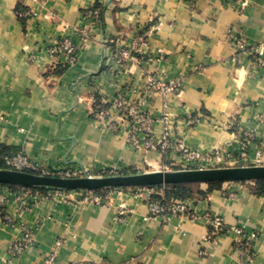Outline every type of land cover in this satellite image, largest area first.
Wrapping results in <instances>:
<instances>
[{"label":"crops","instance_id":"obj_1","mask_svg":"<svg viewBox=\"0 0 264 264\" xmlns=\"http://www.w3.org/2000/svg\"><path fill=\"white\" fill-rule=\"evenodd\" d=\"M97 6L98 21L84 17ZM154 24L140 49L144 59L122 71L112 50L130 46ZM75 29L87 31L85 43ZM235 36L250 45L264 42V0H0V146L40 169L126 171L151 160L176 161L174 152L134 150L123 133L89 118L100 96L133 101L149 78L174 79L181 93L166 98L177 141L202 157L264 165V69L238 52ZM64 37L79 49L71 64L46 52ZM54 65L64 71L54 73ZM148 97L143 109L157 119L160 137L162 99ZM188 116L200 121L189 126ZM33 190L26 206L10 197L0 214V264H43L53 252L56 264H239L234 235L212 242L203 220L150 218L144 199L130 191H110L106 203L96 205L79 191L46 196L39 190V198ZM193 190L187 200L195 210L258 232L254 264H264V194L256 193V182ZM119 206L122 221L116 220ZM23 226L33 231L35 245L12 259L9 249Z\"/></svg>","mask_w":264,"mask_h":264},{"label":"built area","instance_id":"obj_2","mask_svg":"<svg viewBox=\"0 0 264 264\" xmlns=\"http://www.w3.org/2000/svg\"><path fill=\"white\" fill-rule=\"evenodd\" d=\"M241 6H245L242 1ZM52 18V15L48 16ZM84 17L96 22L100 17V9L93 7L84 12ZM157 26H146L132 41L129 49L115 50L112 54L117 64H121L127 59L136 61L137 59H144L143 56L138 57L131 55L133 53H141V47L146 45L147 40L153 35L154 29ZM74 32L78 35L81 43L88 40V33L84 29H75ZM233 43L238 49L239 53L248 55L252 63L259 69H264V42L257 45H250L240 37H233ZM78 47L75 46L67 37L56 40L50 44L46 52L50 57H57L65 55L68 63H74L78 55ZM33 58V57H32ZM56 65H54L55 67ZM53 67V68H54ZM182 83L180 80H166L161 81L155 78H149L139 95L135 100L128 101L122 94L112 96H100L99 99L94 100V106L89 109L90 116L104 125L108 131L121 132L125 136L126 143L137 151H164L172 142V134L169 129V113L167 112V96L180 95ZM149 95H157L162 99V112L158 120L163 123V130L160 137L156 136L154 131V124L157 120L143 109L148 102ZM200 121L198 116H188L187 125L192 126ZM189 149H184L187 158H192L195 161L219 162L222 161L219 157H202L196 151L191 153ZM4 163L8 169L24 170L37 168L28 157L22 153H15L9 157L4 158ZM80 173L87 175L84 171L79 170ZM68 175V174H66ZM89 176V175H88ZM165 186L152 187H136V188H111L108 193L101 194L92 191H82L81 199L84 202L93 203L96 205L105 204L108 200L110 191H130L135 196L142 197L147 204L149 215L148 217L163 216L166 219L172 217H184L192 220H203L207 226L206 239L214 242V240L224 234H232L235 236L234 251L237 254L239 264H254L253 246L257 242L259 235L256 231H249L243 226L228 227L224 223L220 215L214 214L210 211H197L189 203L188 200L174 199L165 200L164 202L155 200V196H163ZM34 192L33 189L28 188H14L0 185V214L4 207L12 197L13 201L19 206H26L27 197ZM43 192L37 190L36 194L40 198L44 196ZM46 196L50 193L55 195L62 193V191L45 190ZM117 221H122V216L125 214L124 207L119 206L117 210ZM35 245L34 233L27 227L21 228L20 237L10 246L9 254L12 259H17L22 256L28 249ZM55 245H59L56 242ZM43 264H56L55 252L46 256ZM98 264H112L108 260H101Z\"/></svg>","mask_w":264,"mask_h":264},{"label":"water","instance_id":"obj_3","mask_svg":"<svg viewBox=\"0 0 264 264\" xmlns=\"http://www.w3.org/2000/svg\"><path fill=\"white\" fill-rule=\"evenodd\" d=\"M264 182V165L216 167L92 177H58L0 168V185L55 191H100L111 188Z\"/></svg>","mask_w":264,"mask_h":264},{"label":"rangeland","instance_id":"obj_4","mask_svg":"<svg viewBox=\"0 0 264 264\" xmlns=\"http://www.w3.org/2000/svg\"><path fill=\"white\" fill-rule=\"evenodd\" d=\"M130 46L128 47H122L120 49H129ZM119 49V50H120ZM116 49L112 50V54L115 52ZM142 53V52H141ZM131 55L138 57V55H141L139 53H133L131 52ZM129 62H133V60L127 59L126 61L122 62L121 64H118L121 68L122 71L128 69ZM89 118L93 121L94 120L90 114ZM100 123L99 121H96ZM173 137V136H172ZM184 149H189L188 152H195L192 148L186 146L180 141H177L176 138L173 137L172 142L170 143L169 147H167L166 150H164L167 154L169 152H174L175 154L178 155L179 159L176 161H170V163L167 162H158V160H151L147 162V164H141L138 165L137 167L126 170V171H115L110 168H105V169H100V170H90L89 172H85V174L92 176V177H100V176H109V175H122V174H134V173H144V172H154V171H176V170H191V169H207V168H216V167H236V166H252L248 165L247 163H243L241 165L238 164H232L229 163L228 161H219V162H213L212 161H207L204 160L202 161H195L192 158H187L184 152ZM159 151V150H157ZM172 163V164H171ZM258 163V162H257ZM260 163V162H259ZM258 163V164H259ZM257 164V165H258ZM37 167V166H36ZM20 171H26V172H33L35 174H40V175H49V176H58V177H81L84 174L80 173L78 169L72 167V168H60L56 170L52 169H40V168H35V169H24ZM68 174V175H66ZM198 185H186V187H190V189H195ZM109 189H104L100 193L106 194L108 193ZM75 191H80V190H75ZM134 194V193H133Z\"/></svg>","mask_w":264,"mask_h":264},{"label":"trees","instance_id":"obj_5","mask_svg":"<svg viewBox=\"0 0 264 264\" xmlns=\"http://www.w3.org/2000/svg\"><path fill=\"white\" fill-rule=\"evenodd\" d=\"M100 9L101 12V7L97 6ZM100 18V17H99ZM64 71V67L60 65H56L54 67L53 72L56 74L62 73ZM15 154L14 152H11L10 149L0 146V168H7L5 163H4V158L9 157L11 155ZM33 173V172H32ZM11 189H14L16 187H10ZM100 191H96L97 193H100ZM256 193L257 194H264V182H256ZM196 192L193 189H190V187H186L184 185H175V186H165L163 196H155L153 199L159 200L164 202L165 200H169L171 198L174 199H190L194 197ZM201 192H197V194H200Z\"/></svg>","mask_w":264,"mask_h":264}]
</instances>
